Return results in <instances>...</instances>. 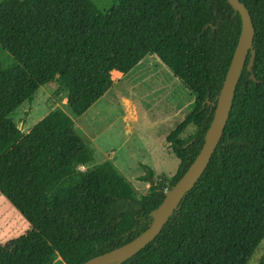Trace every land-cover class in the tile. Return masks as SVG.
<instances>
[{"label": "trees", "instance_id": "1", "mask_svg": "<svg viewBox=\"0 0 264 264\" xmlns=\"http://www.w3.org/2000/svg\"><path fill=\"white\" fill-rule=\"evenodd\" d=\"M112 1L107 11L90 0L0 1V48L13 60L0 63V194L29 226L0 244V264H83L130 242L203 145L239 14L226 0ZM238 1L254 27V59L248 70V54L221 139L160 233L122 264H248L264 239V0ZM150 56L194 101L165 139L175 174L137 196L111 162L80 170L92 151L72 117L112 88L111 72L125 75ZM49 83L70 114L54 109L23 133L12 114ZM145 170L139 178L149 181Z\"/></svg>", "mask_w": 264, "mask_h": 264}, {"label": "rangeland", "instance_id": "2", "mask_svg": "<svg viewBox=\"0 0 264 264\" xmlns=\"http://www.w3.org/2000/svg\"><path fill=\"white\" fill-rule=\"evenodd\" d=\"M90 1L99 11L114 6L112 0ZM0 63H13L1 48ZM111 79L112 88L100 100L80 117H72L76 132L92 151V160L80 170L111 162L140 196L163 177L169 180L175 174L178 160L168 152L165 139L190 111L194 95L153 56L119 78L111 75ZM58 90L55 83L41 86L31 103H24L12 114L23 133L54 109L70 114L65 96ZM191 133L189 128L182 136ZM145 169L153 172L149 181L139 178ZM28 228L24 218L0 194V244L17 238ZM262 256L264 239L248 264H257Z\"/></svg>", "mask_w": 264, "mask_h": 264}, {"label": "water", "instance_id": "3", "mask_svg": "<svg viewBox=\"0 0 264 264\" xmlns=\"http://www.w3.org/2000/svg\"><path fill=\"white\" fill-rule=\"evenodd\" d=\"M226 1L239 14L241 30L225 79L216 99L213 117L204 135V142L199 153L181 178L169 190L165 191L162 202L151 212L152 223L145 231L130 242L91 258L83 264H122L144 249L160 233L182 199L206 169L223 134L235 88L248 54L250 55L247 65L248 70H250L254 59L252 50L254 27L249 12L238 0ZM251 79L254 78L251 76ZM19 129H21L20 126Z\"/></svg>", "mask_w": 264, "mask_h": 264}, {"label": "bare ground", "instance_id": "4", "mask_svg": "<svg viewBox=\"0 0 264 264\" xmlns=\"http://www.w3.org/2000/svg\"><path fill=\"white\" fill-rule=\"evenodd\" d=\"M111 75H112V78H119L122 74L119 72L113 71V72H111Z\"/></svg>", "mask_w": 264, "mask_h": 264}, {"label": "crops", "instance_id": "5", "mask_svg": "<svg viewBox=\"0 0 264 264\" xmlns=\"http://www.w3.org/2000/svg\"><path fill=\"white\" fill-rule=\"evenodd\" d=\"M30 129H28L27 131H26V133L29 131Z\"/></svg>", "mask_w": 264, "mask_h": 264}]
</instances>
